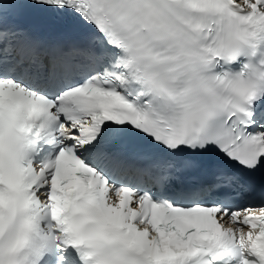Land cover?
Here are the masks:
<instances>
[{"label": "snow or ice", "instance_id": "obj_1", "mask_svg": "<svg viewBox=\"0 0 264 264\" xmlns=\"http://www.w3.org/2000/svg\"><path fill=\"white\" fill-rule=\"evenodd\" d=\"M0 264H264V0H0Z\"/></svg>", "mask_w": 264, "mask_h": 264}]
</instances>
